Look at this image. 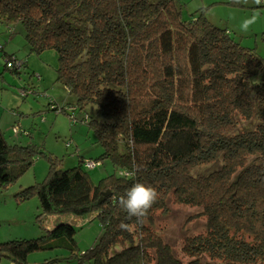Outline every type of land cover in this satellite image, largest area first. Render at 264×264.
Returning a JSON list of instances; mask_svg holds the SVG:
<instances>
[{"label":"trees","instance_id":"16d2710c","mask_svg":"<svg viewBox=\"0 0 264 264\" xmlns=\"http://www.w3.org/2000/svg\"><path fill=\"white\" fill-rule=\"evenodd\" d=\"M0 25L9 33L19 27L31 52L55 51L56 81L76 101L70 110L51 109L75 119L76 110L94 105L100 119L85 112L83 121L102 149L96 161L113 167L95 184L81 165L62 168L51 159L46 178L15 197L35 196L37 219L54 217L52 226L38 238L1 242L0 260L29 264V255L54 251L39 264L264 261V59L254 50L201 9L184 19L177 0H0ZM38 154L46 157L34 145H10L0 130V188ZM216 162L218 170L192 175ZM136 165L135 178L121 175ZM137 182L159 192L139 223L118 205ZM173 206L198 209L186 223L204 226L178 247L162 235ZM89 216L101 233L80 252L75 222Z\"/></svg>","mask_w":264,"mask_h":264},{"label":"rangeland","instance_id":"374dc122","mask_svg":"<svg viewBox=\"0 0 264 264\" xmlns=\"http://www.w3.org/2000/svg\"><path fill=\"white\" fill-rule=\"evenodd\" d=\"M177 4L181 5L184 19L201 9L214 25L227 28L237 42L254 50L259 58L264 59V2L257 5L253 0H247V3L244 0L239 3L236 0H177ZM253 18L255 22L245 30V22ZM1 45L3 51L13 54V57L0 51V130L10 145H34L46 157L38 154L33 165L20 178L10 186L0 188V243L15 239H34L44 234V227L46 223L49 224L50 218L37 219L40 214L37 198L31 196L27 200L18 201L15 194L43 181L52 160L61 162L62 168L81 165L95 184L113 172L110 160L96 161L102 149L92 129L83 121L85 112L89 117L100 119L96 107L89 104L85 112L76 110L75 119L69 116V111L55 112L51 109V104L54 103L59 109L65 107L70 110L76 101L66 87L56 81L55 51L46 49L40 54L31 52L19 27L9 33L5 32L2 25ZM250 126L251 124H241L239 127ZM15 128L17 131H14ZM90 160L96 161V167L87 168L86 162ZM220 167V162L200 166L193 169L192 175H208ZM197 211L198 209L173 206L162 230L164 240L178 247L183 235L202 231V220L186 223ZM75 223L76 243L80 252H83L95 243L101 233V225L94 216ZM58 253H33L27 261L29 264H39ZM0 264L15 263L2 259ZM59 264L77 263L71 260ZM260 264H264V261Z\"/></svg>","mask_w":264,"mask_h":264},{"label":"clouds","instance_id":"9594fccd","mask_svg":"<svg viewBox=\"0 0 264 264\" xmlns=\"http://www.w3.org/2000/svg\"><path fill=\"white\" fill-rule=\"evenodd\" d=\"M236 2L239 3L240 0H236ZM244 2L247 3V0H244ZM253 2L260 5L264 0H253ZM254 22L255 18L246 21L244 25L245 30ZM139 171H141V168L139 165H136L131 170L124 169L121 175L135 178ZM158 198L159 192L155 187L150 184L137 182L134 183L124 195L119 197L118 205L127 214L128 219L135 218L139 223L147 217L149 210L157 202ZM122 227L126 229L127 225H122Z\"/></svg>","mask_w":264,"mask_h":264},{"label":"built area","instance_id":"2783aa9c","mask_svg":"<svg viewBox=\"0 0 264 264\" xmlns=\"http://www.w3.org/2000/svg\"><path fill=\"white\" fill-rule=\"evenodd\" d=\"M14 131H17V128L14 129ZM87 168H94L96 167L97 163L95 161H87L86 162Z\"/></svg>","mask_w":264,"mask_h":264},{"label":"crops","instance_id":"0c3cea01","mask_svg":"<svg viewBox=\"0 0 264 264\" xmlns=\"http://www.w3.org/2000/svg\"><path fill=\"white\" fill-rule=\"evenodd\" d=\"M49 218H50L49 224L46 223V227H45L47 230L50 229V226H52V220L51 219H53L54 217H49Z\"/></svg>","mask_w":264,"mask_h":264},{"label":"water","instance_id":"95a60500","mask_svg":"<svg viewBox=\"0 0 264 264\" xmlns=\"http://www.w3.org/2000/svg\"><path fill=\"white\" fill-rule=\"evenodd\" d=\"M107 195H108V192L103 193L99 199V202H101Z\"/></svg>","mask_w":264,"mask_h":264}]
</instances>
